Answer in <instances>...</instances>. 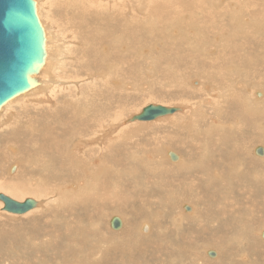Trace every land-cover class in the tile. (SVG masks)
Returning a JSON list of instances; mask_svg holds the SVG:
<instances>
[{
	"label": "bare ground",
	"instance_id": "bare-ground-1",
	"mask_svg": "<svg viewBox=\"0 0 264 264\" xmlns=\"http://www.w3.org/2000/svg\"><path fill=\"white\" fill-rule=\"evenodd\" d=\"M35 3L46 51L44 65L35 75L38 84L0 108V193L17 201H37L25 214L46 209V215L37 214L43 224H32L29 237L24 234L35 242L29 252L31 259L36 257L31 264H66L53 260L65 252L50 253L60 243L85 247L91 242L90 234L95 248L89 247L86 255L82 252L83 259L78 256L81 264H124L126 259L132 261L129 264H141L164 256H169V262L160 264H263L264 156L257 157L252 150L264 148L257 145L264 144V0ZM70 59L75 65L66 76L75 80L67 79V69L61 67ZM78 71L89 76L83 79L91 83L88 92L83 90L90 93L87 100L78 97L82 81ZM189 93L194 104L185 103ZM157 101L177 108L156 117L151 125L174 130L156 133L165 135L163 142L170 146L148 145L145 133H136L137 139L129 141L127 129L111 136L121 124L129 127L126 120L148 102ZM20 102L27 106L23 109V103L22 111L13 110ZM126 110L135 113L119 116ZM145 125L138 121L133 128ZM89 127L93 137L87 138ZM248 129L253 135L247 134ZM115 136L118 141L111 145ZM123 139L127 144L120 147L117 143ZM239 146L251 150V157L248 163L238 160L230 173L227 167L241 153ZM147 148L154 153H145ZM85 150L98 153L86 159ZM170 151L178 155L176 160L169 157ZM173 199L180 201L179 209L168 213L161 204ZM128 203L145 210L136 225H131L130 214L115 212L128 209ZM154 203L158 210H149ZM161 209L168 214V223L164 224ZM98 214L120 217L121 230H109V219H105L106 232L101 235L96 229L103 221H98ZM213 214L215 220L210 217ZM209 223L210 228L215 224L212 229L219 234L208 235ZM253 236L254 248L249 243ZM35 248L50 253L41 255ZM37 256L45 257L37 260ZM78 260L69 264H80Z\"/></svg>",
	"mask_w": 264,
	"mask_h": 264
},
{
	"label": "rangeland",
	"instance_id": "rangeland-1",
	"mask_svg": "<svg viewBox=\"0 0 264 264\" xmlns=\"http://www.w3.org/2000/svg\"><path fill=\"white\" fill-rule=\"evenodd\" d=\"M68 49L70 50V47H68ZM75 56V55H74ZM74 60V59H73ZM68 64H71V65H68ZM72 64H74L75 65V61H71V59L68 61H66V64H63L61 67L62 68H66L67 69V72L64 74V76L67 78V76H69V75H71L69 72H68V70H70V71H72L73 69L71 68L72 67ZM76 64H78L79 65V63H76ZM73 65V66H74ZM67 66H69V68L67 67ZM75 67V66H74ZM73 67V68H74ZM72 69V70H71ZM78 69H79V67H78ZM77 69V70H78ZM74 72V71H73ZM79 72V71H78ZM92 74H95L96 72H91ZM82 78H79V79H81L82 81V83L79 81V79L78 78H76V80H78L79 81V87H78V89H79V95H78V97H80V101H82V100H87L86 99V97H88V95L90 94H88V93H86V92H84L85 90L88 92V88L90 87V84L88 83V84H86L87 82H85V80L83 81V79H85V78H87V77H89V76H87L86 77V75L87 74H84L83 73V71L81 72H79L78 73ZM67 75V76H66ZM64 77V79H66ZM67 79H69V80H71V79H73V80H75V77H70V78H67ZM98 80V79H97ZM128 80V79H127ZM99 81V80H98ZM132 81V80H131ZM100 82H104V84L106 83V81H101V79H100ZM101 83H98V85H96V86H98L97 88L100 90V87H101V85H100ZM89 85V86H88ZM88 86V87H87ZM94 86H95V84H94ZM87 87V88H86ZM82 90V91H81ZM84 90V91H83ZM94 90V92L95 93H97L96 95H98V96H100L99 94V90H97V89H93ZM95 90H97V92L95 91ZM101 91V90H100ZM83 92V94L81 95L80 93H82ZM84 93H86V95L87 96H85V94ZM190 95H188V96H185V103L186 102H188V100H189V102L190 101H193V104L195 103V101L194 100H192L191 99V93H189ZM84 95V96H83ZM97 96V97H98ZM83 97H85L84 99H83ZM97 97H95V98H97ZM94 98V99H95ZM98 99V98H97ZM183 101V100H182ZM158 102V104H154V103H152V102H148L147 104H153V105H162V106H165V107H169V108H171V107H176V106H174L173 104H168V103H163V102H159V101H157ZM184 102V101H183ZM23 103H25V102H23ZM23 103H18V104H14L13 105V110H15V111H17V112H19V111H22V108L24 109L26 106H27V103H25L24 105L25 106H23L22 104ZM20 104V105H19ZM132 104H134V103H132ZM18 105V106H17ZM22 105V106H21ZM20 106L22 107V108H20ZM15 107L17 108V109H15ZM136 108V107H135ZM133 109L134 111H136V109ZM20 109V110H19ZM30 109H32V107H30ZM133 110L131 111H128V110H126V111H124L123 113H122V115H119V116H125V115H127L128 114V116L130 115V114H132V113H135V112H133ZM129 112V113H128ZM155 119V118H154ZM154 119H150V120H133V121H129V122H127V123H129L130 124V126L129 127H127V128H124L123 127V125L121 124L120 126H121V128H119L120 126H118V127H116L115 128V132H113L112 133V135L111 136H114V135H118L119 133H121V131H124V130H126L127 132H128V136H129V141H134V140H136L137 139V134L136 133H138V134H140V136H141V134L142 133H145V134H147L148 136H149V139H150V142H149V144L148 145H151L152 143H155V145L156 146H159L160 144H163V146H165V145H169L170 146V143L169 142H163V140H165L166 139V136L165 135H163V136H158V135H156V133L157 134H161V133H165V132H167V131H174L173 129H166L165 127H153V126H151L152 125V123L155 121ZM120 120V119H119ZM124 120V119H123ZM140 122V121H142L143 123H145L146 125L145 126H140L141 128H138V130L137 129H134L133 127H134V125L136 124V122ZM119 122H121V121H119ZM92 130H93V127H89V135L87 136V138L88 137H93V135H92ZM114 131V130H113ZM145 134L143 135V136H145ZM249 136L250 135H253V133H252V130L251 129H248V133H247ZM247 134H245V135H247ZM135 135H136V137H135ZM138 137V139H140L141 137ZM77 137V136H76ZM75 138V137H74ZM125 139V138H124ZM121 140V141H119V143H117V144H121V145H119L120 147H122V146H126V144L127 143H125V144H123L124 143V141L125 140ZM127 139V140H128ZM242 141H243V139H241ZM118 141V139H117V136H115V137H113V139H112V142L110 143L111 145L113 144V143H115V142H117ZM127 142V141H126ZM252 144H253V142H254V144H257V143H255V140L253 139V142L252 141H250ZM67 143H69V141H67ZM123 144V145H122ZM254 144L252 145V146H254ZM257 145H263L264 146V144L263 143H259V144H257ZM104 146V144L102 143L101 144V147H103ZM133 147V146H132ZM172 148L173 149H175V150H177V148L176 147H173L172 146ZM239 148L241 149V153L240 154H237L235 157H234V160H233V162H231L230 164H229V166L227 167V170L230 172V173H232V172H234V170H235V164L237 163V161L238 160H245L247 163L249 162V158L251 157V155L249 154V152H251V150H248V151H244V149H243V147L242 146H239ZM148 149L149 148H147V151L145 150V153L146 152H148L149 154H151V152H153L152 151V149L150 150L149 149V151H148ZM142 151V150H141ZM141 151L139 150V152L138 153H141ZM177 151H180V150H177ZM85 152V158L87 159V155H92V154H95V153H98V151H91V150H85L84 151ZM181 152V151H180ZM154 153V152H153ZM152 153V154H153ZM252 153H254V154H256L255 153V151L254 150H252ZM256 156L257 157H260L259 155H257L256 154ZM262 156H264V154L263 155H261V157ZM126 163H128V162H126ZM126 169V168H125ZM125 169H121L120 170V172L123 170V172H124V175L126 176L127 174H126V172L124 171ZM160 171H162V170H160ZM239 171H240V173H238V175H242V171L239 169ZM122 173V172H121ZM161 173V172H160ZM166 173H169V171L167 172H164V174H163V172L161 173V175L162 176H164ZM157 174V173H156ZM154 175V177L155 176H157V177H159L158 175ZM149 177H151L152 178V175L151 174H149ZM175 177V176H174ZM98 179H102V177L100 176ZM113 186V185H112ZM264 191V190H263ZM1 192V191H0ZM2 193H4V192H2ZM110 195H113L114 193L112 192V190L110 189V193H109ZM29 197V196H28ZM25 198V197H24ZM172 198V197H171ZM170 197L168 198V199H171ZM16 199V198H15ZM71 199H73V198H71ZM182 201H184V199H182V198H180ZM16 200H19V199H16ZM22 200V199H21ZM41 201V200H40ZM1 202V201H0ZM168 202V203H167ZM165 201L164 200V203L163 204H161L162 206H163V208L164 207H167L168 208V213H173L174 211H177L178 209H179V205H180V201L179 200H171V201ZM165 203H167L166 205H165ZM129 204V206H127V208L128 209H124V210H120V211H115V212H126L125 214L128 216L129 214V219H130V223H131V225H136L137 223H138V221L142 218V214L145 212V210H144V208H142V207H140V205H139V208H141V209H139V208H137L138 207V205H134V204H132V203H128ZM131 205H134V206H131ZM142 205V204H141ZM155 205V206H154ZM168 205H170L169 207H168ZM2 206H3V204H2ZM131 206V207H130ZM137 206V207H136ZM147 206V205H146ZM149 207V210H152V211H157L158 210V205H156L155 203L154 204H149L148 205ZM171 206H173V208H174V210L173 209H171ZM202 206L203 205H201V206H198V209L200 210V211H202ZM39 207V206H38ZM136 207V208H135ZM170 208V209H169ZM42 209V208H41ZM44 213H43V212ZM45 211H46V209L43 207V209L42 210H40L39 209V211L37 210V211H35L34 209L32 210V211H30V214H29V212L28 213H22V214H12V213H10V212H7V211H5V210H2L1 208H0V214L2 215V216H0V226L2 227H0V246L1 245H3L2 247H4V248H2V247H0L1 249H0V259L1 260H4L3 262H7L6 264H8L9 262H12L13 260H15V261H13L11 264H18V261H20V259H17V257H16V255L18 256V255H22V256H26V257H22V256H18V258L20 257L22 260H21V264H24L25 262H32L35 258H33V259H31L32 257H34L33 255H31L30 253H32V252H30V251H33L34 250V248L33 247H35V242H32L30 239H28V237H29V231H30V226H32V224H38V223H40V224H38V225H42L43 224V220L42 219H40V217H37L40 213H41V215H43V214H45ZM163 211V213H164V210L163 209H161V212ZM184 211V210H183ZM187 211H190V209H188ZM36 212V213H35ZM134 212H136L137 214L135 215L134 214ZM185 212V211H184ZM3 213V214H2ZM7 215H6V214ZM154 213H156L157 214V212H154ZM162 213V214H163ZM34 214V215H33ZM38 214V215H37ZM110 214V213H109ZM124 214V215H125ZM11 215V216H10ZM26 215H28V216H26ZM31 217H30V216ZM46 215V214H45ZM108 215V214H107ZM111 215V214H110ZM110 215L108 216V217H106L105 215H102V214H98V216H97V219H98V221H102V223H101V226H100V228H99V226H97L96 227V229H98L99 231H100V234L102 235V233H104V232H106L105 231V227H106V223H105V219H106V222H107V220L109 219V217H110ZM5 216H7V217H5ZM10 216V217H9ZM215 215L213 214L212 216H210L211 218L212 217H214ZM3 217V218H2ZM37 217V218H36ZM158 217V216H157ZM156 217V218H157ZM163 217H165L164 218V224L167 222L168 223V214L166 213H164L163 214ZM14 220H13V219ZM26 218H28V219H26ZM30 218V219H29ZM39 218V219H38ZM147 220H150L151 222H153L155 219H153L152 217H145ZM160 218V217H159ZM4 219H6V221L4 220ZM12 219V220H11ZM25 219V220H24ZM32 219H34V221H32ZM216 218L214 217V220H215ZM38 220V221H37ZM41 220V221H40ZM10 221H12V223L10 222ZM37 221V222H36ZM50 221V220H49ZM109 221H110V219H109ZM242 221V220H241ZM34 222V223H33ZM156 222H158V221H156ZM243 222V221H242ZM10 223V224H9ZM213 223V222H212ZM12 224V225H11ZM244 224H245V222H244ZM260 224V223H259ZM98 225H100V224H98ZM143 225V223L140 225V230H141V226ZM258 225V224H257ZM154 226V225H153ZM210 223L208 224V226L206 227L208 230H207V233H208V235L209 236H213V235H216V234H219L217 231H214L212 228H215V224L213 225V227H211L210 228ZM16 227V228H15ZM20 227V228H19ZM245 227H246V225H245ZM107 228H109V230H111V231H115L116 233H118L120 230H121V228L120 229H112L110 226H109V222L107 223ZM154 228V227H153ZM238 228H240V227H238ZM13 229H15V230H13ZM149 229H150V227H149ZM252 230H254L255 228H251ZM17 230V231H16ZM19 230V231H18ZM12 231V233H10ZM22 231V232H21ZM27 231V232H26ZM15 232H16V235H17V233H18V237L17 236H14V234H15ZM172 232H174V231H171V233ZM27 233V234H26ZM108 233V232H107ZM28 235V237H26L25 235ZM12 235V236H11ZM20 235V236H19ZM21 235H24V236H21ZM170 235V234H169ZM89 236H92L91 238H89L90 239V241L91 242H89L88 241V243H89V245H87V241H86V243L85 244H83V245H87V246H81V250L80 249H78L80 246H78L77 247V245H72V246H69V248L68 247H65V245L63 246L61 243H60V245H59V248H57L54 252H52V253H50V252H48V253H46L48 250L49 251H52V250H50V246H49V248H48V246H46L47 247V251H44V253H46V254H43V250H41V251H39V250H37L36 248V251L39 253V254H41V255H46V256H48L49 255V253H50V255H56L57 254V252H58V254H59V256H61V254H63L64 252V254L66 255L67 254V252L68 253H70L71 252V254L70 255H68L67 254V256H65L64 254L62 255L63 257H66L65 259H66V261H65V259L64 258H62V256L61 257H58V255H56V257H53V260L55 259V260H59V259H61V260H59V261H63V262H66V264H69V262L70 263H75V261L76 260H78V258L79 257H81L82 259H83V257H84V254H85V251L86 252H88V250H89V252H90V248L91 249H93V248H95V246H92V244L91 243H93L92 241H94V236H93V234H90ZM171 238H173L172 240H174V239H176L174 236V233H172L171 235ZM13 237H14V239H13ZM24 237V238H26V243H25V241H24V238L22 239V238ZM35 237H37V232L35 233ZM246 237H247V233H245V235H244V238L246 239ZM10 238V239H9ZM19 238V239H18ZM256 237L255 236H253V238H252V240H249L250 242V244H251V246H253V248H254V245H253V243L255 244L256 243V239H255ZM1 239H3V241H2V243H1ZM7 239V240H6ZM13 239V240H12ZM21 239V240H20ZM154 239V238H153ZM5 240V241H4ZM11 242H10V241ZM18 240V241H17ZM24 242H23V241ZM198 240H199V238H198ZM21 241V242H20ZM149 241H151V240H149ZM3 242H5V243H3ZM29 243V245H28V243ZM146 242V241H145ZM144 242V243H145ZM238 242H240V241H238ZM6 243H10V245L9 244H6ZM14 245H13V244ZM16 243V244H15ZM18 243V244H17ZM38 243V242H37ZM13 245V247H12V245ZM19 244H20V246H19ZM27 244V245H26ZM152 244V243H151ZM5 245H9L8 247H9V249L8 248H6L7 246H5ZM34 245V246H33ZM79 245V244H78ZM10 246H11V250H10ZM17 246V247H16ZM23 246V247H22ZM26 246V248L28 249L29 247V250H27L26 248H24ZM33 246V247H32ZM145 246V245H144ZM211 246H214V242H212V245ZM235 246H236V244H235ZM31 247L33 248V249H31ZM46 247H44V248H46ZM52 247V246H51ZM62 247V248H61ZM72 248V250L75 248V251L73 250V251H71V248ZM90 247V248H89ZM13 248H16V249H13ZM22 248H24V249H26L25 251H23L22 250ZM43 248V249H44ZM61 248V249H60ZM68 248V249H67ZM88 248V249H87ZM236 248H238V247H236ZM2 249H4V250H2ZM19 249V250H18ZM61 251H60V250ZM70 249V250H69ZM9 250V251H8ZM14 250H15V252H14ZM21 250V251H20ZM65 250V251H64ZM66 250H68L67 252H66ZM80 252H79V251ZM83 250V251H82ZM1 251H5L3 254H2V252ZM59 251H60V253H59ZM134 251V250H133ZM6 252H7V254H6ZM8 252H10L9 254H8ZM14 252V253H13ZM21 252V253H20ZM25 252V253H24ZM30 252V253H29ZM56 252V253H55ZM61 252H63V253H61ZM73 252H77V255H76V253H73ZM78 252H79V254H78ZM84 254H83V253ZM23 253H24V255H23ZM28 253V254H27ZM53 253H55V254H53ZM73 253V254H72ZM4 254H6V255H8V256H5ZM75 254V255H74ZM82 256H81V255ZM87 254V253H86ZM85 254V255H86ZM202 254V253H201ZM11 255H14V257H12ZM72 255H74V256H72ZM1 256H3V257H1ZM27 256H29V257H27ZM32 256V257H31ZM71 256V257H70ZM79 256V257H78ZM205 256H207V255H205ZM7 257H8V260H7ZM45 257V256H44ZM44 257H39V256H37V260H44ZM58 257V258H57ZM71 259H74L75 261H72V260H70V258ZM74 257V258H73ZM76 257H78V258H76ZM165 257V259H161V260H150V262L149 261H147V260H142V261H140V263L141 264H157V263H163L164 262V260H167L168 258H169V256H164ZM208 257V256H207ZM3 258V259H2ZM6 258V259H5ZM12 260L13 258V260L11 261L10 259ZM27 258H29V259H27ZM47 258V257H46ZM81 258H79L80 260H78V262L81 264L82 263V261H81ZM24 259V260H23ZM31 259V260H30ZM170 259V258H169ZM169 259L167 260V261H165L166 263L167 262H169ZM211 259H213V258H211ZM1 260H0V262H1ZM27 260V261H26ZM54 260V261H55ZM68 260V261H67ZM9 261V262H8ZM17 261V262H16ZM128 261V262H127ZM144 261V263H142ZM160 261V262H159ZM213 261V260H212ZM31 262H30V264H31ZM68 262V263H67ZM129 260L128 259H126V260H124V264H129ZM132 262V261H131ZM130 262V263H131ZM164 262V263H165ZM215 262V261H214ZM135 263V262H134ZM133 263V264H134ZM1 264V263H0ZM123 264V263H122ZM262 264V263H261ZM263 264H264V262H263Z\"/></svg>",
	"mask_w": 264,
	"mask_h": 264
},
{
	"label": "water",
	"instance_id": "water-1",
	"mask_svg": "<svg viewBox=\"0 0 264 264\" xmlns=\"http://www.w3.org/2000/svg\"><path fill=\"white\" fill-rule=\"evenodd\" d=\"M44 42V31L37 15L35 0H0V108L10 99L38 84L35 75L45 62ZM175 110L176 107L149 104L126 121L150 120ZM255 153L262 155L264 148L258 146ZM169 157L176 160L178 155L170 151ZM14 168L12 165L11 172ZM0 200L3 202V210L15 214L25 213L37 204L33 198L17 201L2 193ZM109 226L120 229L121 218L112 216ZM262 236L264 237V232Z\"/></svg>",
	"mask_w": 264,
	"mask_h": 264
}]
</instances>
